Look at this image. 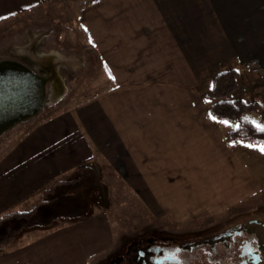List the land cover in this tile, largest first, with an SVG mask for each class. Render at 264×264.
Wrapping results in <instances>:
<instances>
[{"label":"crops","instance_id":"1","mask_svg":"<svg viewBox=\"0 0 264 264\" xmlns=\"http://www.w3.org/2000/svg\"><path fill=\"white\" fill-rule=\"evenodd\" d=\"M49 1L0 0V20ZM78 17L103 63V91L79 105L77 118L58 115L40 126V141L56 155L52 165L45 160V175L54 172L48 178L56 181L78 171L96 148L100 160L92 166L101 182L139 203L126 218L180 220L264 207L261 146L227 141L235 124L213 119L206 97L217 72L236 68L237 95L264 107V0H87ZM248 117L264 129L262 111ZM37 228L0 246V264H29L28 252L10 250Z\"/></svg>","mask_w":264,"mask_h":264},{"label":"rangeland","instance_id":"2","mask_svg":"<svg viewBox=\"0 0 264 264\" xmlns=\"http://www.w3.org/2000/svg\"><path fill=\"white\" fill-rule=\"evenodd\" d=\"M85 1L50 0L32 13L0 20V61L13 58L39 75L50 77L45 85L47 98L40 112L0 136V215L32 208L44 199L45 191L51 186L47 182H55L48 178L54 172L48 170L46 176L44 171L45 160L50 165L55 160V150L44 140L40 141L39 136L44 134L40 126L58 115L67 120L77 118L79 105L103 91V63L84 34L78 17L79 7ZM91 153L94 160L89 165H94L99 162L100 153L96 148ZM77 174L78 171L63 172L56 178L68 180ZM101 176V171H96L95 177L85 185L65 187L69 193L47 206L44 212L45 216L65 213L72 217L26 231L10 251L15 254L23 251L25 255L28 252L29 264H100L130 237L141 233L153 231L169 237H191L258 212L264 216V207L259 203L249 210H246L249 204L237 210L228 209L219 216L196 214L180 220L126 218L123 212L138 211L139 203L126 201L129 197L120 199V191L114 190L119 186L113 189L105 186ZM101 206L107 208L104 218L97 215L101 214L98 211ZM90 212H94L93 216L84 220ZM190 253V264H223L236 256L220 243L205 241ZM14 264L23 262L16 260Z\"/></svg>","mask_w":264,"mask_h":264},{"label":"trees","instance_id":"3","mask_svg":"<svg viewBox=\"0 0 264 264\" xmlns=\"http://www.w3.org/2000/svg\"><path fill=\"white\" fill-rule=\"evenodd\" d=\"M247 66L250 69H257L252 63H248ZM239 76L240 72L236 68L221 70L213 76L211 88L206 92L207 99L211 101L210 112L217 119L235 124L225 134L227 141H243L264 146V129L259 128L248 117V113L252 111H262L264 113V107L258 101H248L237 95ZM95 175L96 169L94 166L81 164L76 176L52 183L50 188L45 191L44 199L32 208L0 215V229L2 230L0 231V246L11 243L26 229L37 226H50L63 217H72V215L65 213L45 216L44 210L57 199L68 194V187L85 185L88 179L95 177Z\"/></svg>","mask_w":264,"mask_h":264},{"label":"flooded vegetation","instance_id":"4","mask_svg":"<svg viewBox=\"0 0 264 264\" xmlns=\"http://www.w3.org/2000/svg\"><path fill=\"white\" fill-rule=\"evenodd\" d=\"M203 241L220 243L236 254L231 262L223 264H251L257 257L264 259V216L258 212L207 234L191 237H169L153 231L141 233L130 237L100 264H190V252Z\"/></svg>","mask_w":264,"mask_h":264},{"label":"water","instance_id":"5","mask_svg":"<svg viewBox=\"0 0 264 264\" xmlns=\"http://www.w3.org/2000/svg\"><path fill=\"white\" fill-rule=\"evenodd\" d=\"M49 78L16 59L0 61V136L40 112L47 98L45 85ZM263 261L257 257L251 264Z\"/></svg>","mask_w":264,"mask_h":264},{"label":"snow or ice","instance_id":"6","mask_svg":"<svg viewBox=\"0 0 264 264\" xmlns=\"http://www.w3.org/2000/svg\"><path fill=\"white\" fill-rule=\"evenodd\" d=\"M213 119H215V117H212ZM224 123H228L227 121H224ZM237 127H239V125H237ZM249 147H252V145H249ZM260 151L264 152V146L260 147Z\"/></svg>","mask_w":264,"mask_h":264}]
</instances>
